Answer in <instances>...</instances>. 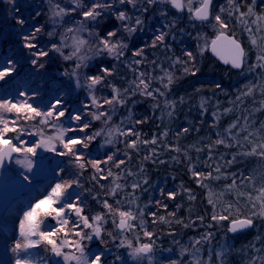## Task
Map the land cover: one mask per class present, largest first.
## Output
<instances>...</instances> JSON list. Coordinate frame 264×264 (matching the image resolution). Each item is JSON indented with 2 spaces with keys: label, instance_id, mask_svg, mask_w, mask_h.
<instances>
[{
  "label": "snow or ice",
  "instance_id": "6c2138e0",
  "mask_svg": "<svg viewBox=\"0 0 264 264\" xmlns=\"http://www.w3.org/2000/svg\"><path fill=\"white\" fill-rule=\"evenodd\" d=\"M11 3L12 0H9ZM213 0H198L199 6H193V0H69V3L62 4L60 0H47L49 5L48 14L49 19L53 25H59L63 28L61 33L60 44L51 43L50 48H46L39 42V34L43 31V26L30 27L28 34H23L21 39L23 41V48L28 50V55L31 57L30 63L33 68L40 70L45 67L44 58L49 57L50 52L59 53L64 60H73L77 62L75 67L72 68L71 72L65 71L64 75L75 77L77 87H81L80 77L78 70L82 67H86V61L92 57L85 55L83 49L85 46H90L89 51L93 55H100L104 52L110 57L119 60L123 55V49L127 45L123 44L119 40L113 42V37L117 35L119 28H114L109 30L105 35H101L99 31L96 30V25L101 22L103 18L108 16H114L117 21L120 22V27L123 28L128 34L134 33L142 29L143 19L141 16L146 13L149 8L153 5L166 4L170 5L171 8L177 10V12L182 11L187 8L189 12V18L208 21L211 16V7ZM228 6L232 8L233 11H238V6L235 4V0H227ZM131 5V9L126 11L123 10ZM146 5V6H145ZM227 9L221 6L220 13L225 12ZM136 13L134 23L133 15L129 13ZM253 9L251 6L248 8V13L241 12V17L252 14ZM39 16L40 13L36 12ZM162 16H166L167 13L161 12ZM231 15V12H229ZM67 18V19H65ZM216 24L219 25L220 31L216 39L212 41V50L221 55L224 62L231 63L232 67L235 69L243 70L246 66L245 56L246 53L241 47L237 40L233 39L231 36L225 35L224 29L227 28V24L222 19L221 15L218 13L214 17ZM264 19V17H257V20ZM16 23L23 29L26 25V20L23 18L17 19ZM67 25V26H65ZM165 27H172L170 24H165ZM159 34L155 35L152 42V47H156L158 44H164L167 33L157 29ZM250 33V39L253 46L259 48L257 53V62L252 65H247L248 71L252 72L259 68L261 70V75L257 78L256 82H250L244 87L246 90H240L239 95L236 97L237 101L243 103V98L250 97L254 95V92L259 88L260 95L262 99L259 101L260 108L257 111L264 109V46L258 44L257 37L252 34V30L248 29ZM257 31H260L259 27ZM87 33V36L83 35ZM71 34V36H69ZM48 35L51 37L55 35V32H49ZM71 40L69 45L66 41ZM96 40V44H92L93 40ZM264 40V37H260ZM71 48V51L67 55L64 53L65 48ZM143 48L136 50L134 56H142ZM225 54L227 59L224 58ZM185 55L188 57V61H194L195 57L191 51H185ZM133 63L140 64V60H135ZM176 63H184L185 74L196 75L195 64L193 63L191 68L187 66V61H180L177 58ZM8 67L0 69V80H4L12 72L16 70L15 65L11 60L8 61ZM115 67V66H114ZM114 69H109L106 67H101L100 72L104 75L87 76L86 87L89 91V99L91 104H83L81 110H75L69 112L66 107L65 102L62 98H57L53 102H49L45 107L33 106L29 102L31 99L27 96L25 92H20L19 95L24 97L23 100H13V99H0V167L5 165L6 161H13L25 169L26 172H32L33 170V157L37 155L38 149H44L47 152H54L56 155L61 157H67L68 163L73 168L81 170L79 173L72 171L68 173L67 179H62L65 172L68 170L65 168H59L55 173L57 177H61L54 184L49 185L45 194L42 198H37L34 203H31L26 210L23 211V215L19 220V238L15 240L14 245L11 249L13 253L16 254L15 264H35V261L29 258H21L20 253L26 252L28 249L37 248L41 244L47 246V250H50L51 254L55 257H60L63 260V264H107V259L105 252L108 250L107 247H101L98 251L92 252L85 244V241H92L96 239L100 244L106 245V241L102 235L104 232L102 222L107 214H118L120 217L119 223L117 224L115 219L113 224L117 229L120 230L119 236L112 232H108L107 235L112 241H116L119 238V244L117 247H127L130 249L129 255L133 258H143L147 256L151 264V256L154 251V241L152 239L153 233L147 230L143 231V235L148 239L149 242H141L139 237L135 241L128 240L123 236L125 231H135V225L130 223L136 219L135 215L131 210L122 211L119 208L113 209V206L107 201H103V208L107 210V213H97L92 217L83 215V201L79 193H72L70 190L74 186L80 187V175H82L83 170H85L89 165L95 170V173L100 174V179H106L103 175V169L100 165L107 164L112 161L119 168L120 165L124 164V160H116L115 153L106 156V159L101 161L93 158H86L83 149H88L90 144L99 136L104 134V130H97L89 134L87 130L92 126L91 122H85L84 117L90 115L92 120H101L104 117L102 123L108 124L112 119V113L115 111V105L124 104L125 98H122V94L119 89L113 87L112 95L110 98L105 97L102 101L94 94V90L97 85L102 84L105 77L112 74ZM163 71V69H162ZM167 84H164L165 89L173 82V77L171 74L166 73ZM159 79L163 80V77ZM131 94L135 95L139 92L140 95L152 97L155 99L154 93H159L161 96L164 92L159 89H151V79H145V74L143 72L131 82ZM217 88L220 85H216ZM199 91V90H197ZM128 92V89H125ZM171 103L175 106V102L166 101V106ZM104 105H109V111H101ZM203 107V104L201 105ZM92 108H96L97 111H91ZM230 111L225 109V112ZM67 114V119L72 121L74 126L65 128L63 126L62 118H65ZM169 116L172 115L171 112L168 113ZM216 114L214 113V116ZM40 118L39 123L46 127H51L56 130L55 136H45L43 131L38 133H28L29 135H39L40 139L34 143L25 141L21 136L25 133V128L21 126L20 121L23 120L25 123L30 120H35ZM245 123L241 125L239 123V118L228 126L225 131L228 133L227 138L217 139L214 143L216 145L223 144L225 147L238 146L239 148H245L246 144L251 145V148L242 153H238L243 156H257L261 160H264V122L261 123V127L255 131H249L250 125L248 124V116L243 117ZM143 121H136V123H142ZM188 129H183V132H187ZM119 132L121 136L136 135L137 139L132 141H126L127 149H136L139 141V134L135 132L134 128H128L126 130H121L119 128H109L107 131L108 139L105 143H112V137L115 133ZM15 135H9V134ZM68 133H73L74 135L68 136ZM75 133H82L83 135H75ZM179 135V133H178ZM253 136H256L260 141L256 143L253 141ZM226 139L235 140L236 144L226 143ZM15 141V143L13 142ZM60 145V149L57 148L56 143ZM156 139L152 141H143L144 144H156ZM80 146V147H77ZM62 149V150H61ZM179 151V149H174ZM199 151V149H198ZM209 151L211 152V146H209ZM15 154V156H14ZM154 154V150L150 152L149 156L144 159H149ZM125 155H128L127 151ZM130 159V157H129ZM236 154L233 155V159L227 161L228 165L235 163ZM163 163V161H160ZM191 170V169H190ZM214 171L220 175L213 177L212 172H209L205 177L204 173L193 172V175L198 178V183L200 178L205 179H220L223 174H221V169L217 166ZM23 175V179L28 181L30 178L28 175ZM129 175H132L129 172ZM108 177H114L111 169L107 172ZM233 180L231 185H226L228 190H232L236 187V174L233 173ZM227 179V176H223ZM96 179V175L92 177ZM118 177H114L113 183L115 187L111 188L109 195H115L116 190L121 187L120 184L116 183ZM247 182V185H245ZM204 186V185H202ZM240 186H250L252 191H240L238 193L239 197H246L247 200L252 204L253 211L250 215L243 218L231 219L228 227L229 232H238L242 229L253 226L254 218L259 215L264 217V178L261 179L259 186L256 183V177L253 175L240 174ZM103 187V185H101ZM133 190L140 187L139 184L133 183L131 185ZM163 194V193H162ZM170 198L174 197V193L168 194ZM95 199V197H93ZM193 198L194 197H190ZM119 204V201H117ZM212 204L213 201L209 200ZM161 202L157 201V205ZM257 204L259 205V211H256ZM215 207V205H213ZM166 207V206H165ZM231 207V205H229ZM75 214L77 220L73 221L69 217L71 214ZM141 217L143 216V210H140ZM154 218H158L163 221L164 217H157L156 213H151ZM170 215H174L171 214ZM51 218L56 223L54 226L42 227L44 225V220L46 218ZM203 220V217H200ZM230 217L226 215H216L213 214L212 220L216 222L229 220ZM156 219L153 220V223ZM179 222V221H178ZM141 227H143V220L141 221ZM188 227V225H185ZM85 229H90V231H85ZM63 233V237L59 234ZM171 235V233H170ZM72 239H69V237ZM212 233H207L202 235L198 239L191 240V247L182 246L181 255L183 256L187 253L190 256L188 264H211L212 253L209 252V260L204 261L199 253L201 252V247L205 242H208ZM259 239V238H258ZM65 249H70L65 251ZM260 255L253 256L248 264H264V248L256 250ZM119 259V256H117ZM215 259L223 262V254L221 252L215 253ZM168 264H185L183 260L170 259Z\"/></svg>",
  "mask_w": 264,
  "mask_h": 264
},
{
  "label": "rangeland",
  "instance_id": "374dc122",
  "mask_svg": "<svg viewBox=\"0 0 264 264\" xmlns=\"http://www.w3.org/2000/svg\"><path fill=\"white\" fill-rule=\"evenodd\" d=\"M60 2L62 4H65V3H69V0H60ZM141 2H143V0H141ZM184 2L186 3V0H184ZM258 3H263L262 4L263 6L264 0H252L250 5L253 9L252 14L241 17L240 13L242 11L241 9H239V7H238L239 9L238 11H233L232 8L228 6L227 0H213L211 7V16L208 21H199L194 18L190 19L187 8H184L182 11L177 12V10L171 8L170 5H166V4L153 5L151 8H149V10L146 13H143V15L141 16V18L144 21L142 29L131 34H128L123 30V28L120 27V22L117 21L114 16H108L107 18H103L101 22L96 25V30L99 31V33L103 36L106 34L107 31L113 30L114 28H119L120 30L117 32V35L112 39L113 42L119 40L123 44L127 45V47L123 49L124 55L119 60L110 57L107 54V52H104L100 55H93V53L89 51L90 46H85V48L83 49V53L85 55L91 56L92 58L85 62L87 65L86 67H82L81 69L78 70L81 87H77L75 77L64 75L63 72L61 73V70L56 71L54 66L60 64V60H56L53 57L54 53L56 52H50L49 57L44 58L45 67L43 69L37 70L33 68V66L30 63L31 57L28 55V50L23 48V41L21 39L22 35L28 34V30L30 27H38V26H43V31L39 34V42L41 45L45 46L46 48H50L51 43L60 44L61 33L63 32V28L60 27L59 25H53L52 22L50 21L48 14L49 5L47 3V0H12L11 3L9 2V0H0V40H4L9 45V48L6 49V52H4L3 54L0 53V69H3L4 67H8L9 60L13 62L16 68V70L12 72L8 77H6L4 80H0V97L4 96L3 97L4 99L9 97L13 100H23L24 97H21L19 93L25 92L27 96L31 98L30 100L31 101L33 100L35 102L36 104L35 106L45 107L49 102H53L55 99L60 98L58 91L55 90L57 88H53L54 86L53 84L55 85L57 84L55 82L56 78L58 79L62 77L61 79L62 83L60 84L61 88L63 89L67 88V91H69L70 96L76 97L78 93L81 91V93H83V95L87 97V101H90L89 91L86 87L85 77L92 75L87 73L88 71H86L85 73V70L86 68L91 67L92 64H96V65H100L101 67L108 66L109 69H114L113 70L114 72H112V79H111L112 84L109 83L107 85L103 81L102 84L96 86V89L94 90V94L97 97H102V98L107 97L106 93L107 92L112 93V89L113 87H115L120 90L122 94V98H125V103L129 102L128 105L130 112H131V107H133L139 99L147 98L149 99L147 101L149 105H151V110H153V112L155 108L159 109L158 110L159 115L158 113L157 114L154 113V118L161 119L162 115H160V112L162 110H164L166 113L169 112H171L172 114L174 113L175 106L173 107L171 103H169L166 106V101L170 102L168 93L171 88V85L174 84L173 82L176 81L177 79L193 80V77L188 78L189 74H185L184 67L186 65L184 63H179L180 66H178V69L175 71H169V66L174 65L177 61V58H179L180 56H184V59L188 60V57L185 55V51L188 50L191 51L194 55L196 54L198 56V60L201 61V57L205 55V53H207L208 43L213 37L219 34L220 31L219 25L216 24V21L214 19V17L216 16L214 15V13L215 14L219 13L221 15L222 19L227 24V27L231 26V27H235L236 29L242 30L243 36L247 37L245 43H248L249 45L253 46L250 39V33L248 31V29H251L252 34L257 37L258 44L260 46H264V40L260 39V37H264V19L257 20V17H264V12L261 15H258L255 7V5ZM193 6L194 7L199 6L198 0H193ZM221 6H224L227 9L223 13H220ZM130 9H131V5H128L127 8L123 10L128 11ZM162 11L167 13V15L162 16L161 15ZM36 12H39L40 15L37 16ZM229 12H231V15H229ZM243 13H248V9ZM129 14L133 15L134 17L133 23H134L136 13L130 11ZM19 18H23L26 20V25L23 29L21 28L20 25L16 23L17 19ZM165 24H170L172 25V27L166 28ZM7 26L9 27L6 28ZM258 27L260 31H257ZM157 29L166 32L167 35L164 44H158L156 47H152L151 45L155 35L159 34ZM53 31L55 32V35L50 37L48 33ZM223 31L226 33V29H224ZM83 35L87 36V33H84ZM69 36H71V34H69ZM190 36L191 39L195 41L194 47L196 52H194L192 47L191 48L188 47L186 43L185 46L182 45V42L183 41L185 42L186 39L190 38ZM240 37L242 36L236 34L234 38L241 43L242 39ZM66 42L69 45L71 44L70 39ZM91 43L96 44L97 41L94 39ZM141 48H143L144 50L142 56H134L133 53ZM69 51H71L70 47L65 48L64 49L65 55H67ZM56 55L60 56L59 53H56ZM17 58L19 60L15 61V59ZM135 60H140L141 63L138 65L133 63ZM247 60L249 59H247V57L245 56L246 66L243 67V70L238 72L239 74L237 76H234L233 78L227 77L232 79L234 82H236L239 88L244 87L248 82L253 81V79L255 78L257 79L261 75V70L259 68L255 69L252 72L248 71ZM62 61L68 65H71L69 72H71L72 68L75 67V64L77 62L75 59L67 60V61L62 59ZM256 62H257V57L254 59L253 64H255ZM141 72L145 74V79H151V86H150L151 89H159L160 91L164 92L163 96H161L158 92L154 93L155 99H153L152 97L140 95L139 92H137L135 95L131 94L130 92L132 88L131 82L135 80V78ZM166 73L171 74L173 77V82L168 86L167 89L163 87L164 84H167ZM160 77H163L164 79L161 80L159 79ZM241 78H246L247 79L245 81L246 83H242L243 79ZM48 83H51L50 89L48 88L49 87ZM104 86H106L107 88L103 89L102 87ZM126 88L129 90L130 92L129 94L124 91ZM261 99L262 97L260 95L259 88H257L254 92V95L250 96L249 100L247 101L249 103L256 104L257 105L256 109H258L260 108L259 101ZM223 102L224 101L222 102L213 101L208 105L209 109L207 108L209 111L211 110L210 111L211 116L213 117L216 125L219 122V120L229 117L228 122L225 123L220 129L219 128L213 129L214 132H216V139H214V142L217 139L228 137V133L225 131V129H227L230 124L236 121L235 118L232 119L230 118L231 116L230 114L233 113L231 111L232 107L234 106L233 104H236V112L237 113L239 112L238 110L239 107L237 108V105L240 104V101H237L236 99L234 100V98H232L227 102L228 104H224V106L222 105ZM225 109H229L230 111L225 112ZM100 110L106 111V109L103 108ZM214 113L216 114L215 116ZM256 113H257V117L255 118L256 123L254 125L253 124H249V125H251L252 128H256L257 130L261 127V123L264 122V109H261L259 111L256 110ZM128 114L129 112H125V116ZM125 116L122 118L121 121L124 122ZM36 119L39 123L40 118H36ZM103 119L104 118L102 117L101 120H99L100 124L98 125V128L95 129V131L101 129L104 130V134L97 137L94 140L93 147H96L95 148L96 152L101 151V149L104 151L105 149L108 150L110 149V147L115 148L116 140L122 137L119 134V132H117L112 137V143H105V141L108 139L107 136L108 129L119 128V127L115 126L110 121L108 122V124H104L102 123ZM62 122L65 128L74 126L73 122L68 120L66 117L62 118ZM170 124H172V117L169 118L167 125L163 126L162 127L163 129H160L161 131L159 130L160 131L159 136L164 141L163 145H164V150L166 151H169V148L167 147L168 139L173 138V134L169 132V128L171 127ZM37 130L38 131H34V132L25 131V133L21 136V138L24 139L25 141L34 143L40 139V136L38 134L29 135L28 133H38L41 130L43 131L45 136L56 135L55 129L51 127H46L44 125H41L40 123ZM95 131H90V132L87 131V132L91 134L92 132ZM220 132H222L223 134L221 135ZM69 134L70 133H68L67 135L71 136ZM9 135L11 136L15 134L10 133ZM252 139L256 143L260 142L256 136H253ZM13 142L15 143V141ZM55 143L57 148L60 149L59 143L58 142ZM226 143H232L233 145H235V142H233V140L230 139H226ZM213 145L214 146H211V152L209 151L208 155L214 153V156L225 157L228 154L229 156L227 158V161H229L232 160L233 155L236 154V160L235 163H233L232 165H228L227 163H225L226 164L225 166H223L222 168L220 167L221 174H223L220 179H205L202 177L203 180L199 182L198 187H203L202 184H204L203 187L204 191L209 196L207 197V202L209 205L219 204L218 199L216 200V198L218 197L215 196V192L213 191V189L219 186H221L222 188H226V185H231L233 180V176H232L233 173L236 174L235 177L237 182L236 187L233 188L232 190L226 189L225 193L227 194L230 193L234 195L238 194L241 191L240 188L238 189V186L240 185V174L242 173V170L245 169V175H248L249 169L247 165H250L258 158L257 156H243L238 154L249 150L248 148L245 149V148H238V146H233V147H226L228 148V150L225 149L224 151L223 149L225 146L223 144L216 145L215 143H213ZM229 148L233 150H229ZM207 150H209V148H207ZM176 152L174 150L172 155L173 156L176 155ZM262 163L264 162L261 161L260 164ZM108 166H111L117 170V167L114 164V162L111 163L108 162L107 164H105V166L103 165L101 167L104 170L103 175L107 178L102 179V181L103 180L106 181L104 184L103 182L99 183V178L96 179L98 181L95 184L99 185L100 191L101 189L104 188V185L108 189L115 187V184L113 183L114 178L111 179V181H107ZM59 168H65L68 170L67 172H65L62 179H67L69 172L75 171L79 173L81 171L69 165L67 157L58 156L54 152H47L42 148L38 149L37 155L33 157L32 172H26L25 169L22 168L20 165L16 164L14 160L10 162L9 166L6 169L0 171L1 179L5 181L15 176L23 179V175H21L22 173L28 175L30 178L28 181H26L29 184L28 189L24 192L22 196L13 200L8 205L4 214L0 218V264H15L16 254L13 253L11 249L14 245L15 240L19 238V220L23 215V211L26 210L31 203H34L37 198H42V195L45 194L46 190L49 188V185L54 184L58 179H61V177H57L55 175V173L59 170ZM132 168H134V166H132ZM83 173L84 170L82 174ZM93 174L94 175L97 174L95 173V170ZM212 175L213 177H215L220 174L215 172L212 173ZM116 176H118V179H116L115 182L121 185V187L116 190V195L120 194L119 202L121 200L124 201L129 197H131L127 201V205L125 206L123 205V207H118V208L122 211L131 210L136 217L135 220L130 221V223L135 225V231H125L123 233V236L133 242L137 237H139L140 241L143 242L142 239L144 238V235L143 232L141 231L142 220H141L140 210H143V205L145 207L146 204L148 203L143 204V202L139 200L140 195L135 193L136 192L138 193V189H140V187H143L144 184L146 186L147 185L150 186V185L148 184L145 178H143L142 180H140L139 178V180L137 181H140V183L138 182L140 187L137 188L135 191L132 189L131 185L133 183H137L136 180L129 178L130 176L124 177L125 179H121L119 173H116ZM206 176L207 175H205V177ZM223 176H227L228 178L224 179ZM255 177H256V183L259 185L261 179L264 178V175H262L261 179H259L256 173ZM79 179H80V187L74 186L73 189H71L70 191L74 194L79 193L81 195V199L83 201V205H82L84 211L83 213L86 212L89 214L88 217H92V213H90V211L87 210V206L85 204V195L83 194V192L85 194L86 192H85V186L81 185L82 182H84V180H82V175H80ZM101 185H103V187H101ZM148 190L149 188L148 189L146 188L143 189L142 191L143 193H145ZM185 199L187 201L190 200V202L193 203V207L194 205L197 206L198 204L195 197L194 199L190 197H185ZM106 200L108 201V199ZM209 200H212L213 203L210 204ZM222 205L224 206L222 211L215 212V214L226 215L229 216L230 219L220 222L213 221L212 223L213 230L211 231V233L215 234L214 237L212 239L210 238L208 242H205L202 246H200L201 252L199 253V255L204 261H208L209 252L212 253L211 264H221L220 261H217L215 259V253L217 252H221L223 254L222 264L232 263L230 260L231 252L235 251L233 250V247L238 242L237 240L239 234L234 236L228 235L225 230V227L231 219L243 218L245 216L250 215L253 211V209H250L248 211H245L246 214H241L235 211V209L232 206L229 207V203ZM251 205L250 207L252 208ZM256 211H259L258 204ZM228 213L232 215L230 216L228 215ZM85 215L87 216V214ZM69 218L73 221L77 220V217L75 216L74 213L71 214ZM114 219L118 224V221L120 220L118 214H114L112 216V219L110 217L105 216V219L102 222L104 229L102 235L104 237V240L107 242L106 245L102 246L98 240L93 239L90 242L85 241L86 246L90 248L92 252H96L101 247L106 246L108 249L105 252L107 264H150L149 258L147 256L143 258H133L132 256L129 255L130 249H128L127 247H117V245L119 244V238L116 241H112L110 239V237L107 235L108 232H112L114 234H117L118 236L120 234V230L117 229L113 224ZM263 222H264V217H260L259 215H257L253 220L252 229L256 228L258 233L262 232L263 227L261 226L263 225ZM201 223H203L202 220L200 219V217H197L195 221H193L192 226H194L195 229H199L201 227ZM54 225L55 224L48 222V218H46L44 220V225H42V227L47 228L49 226H54ZM207 226L209 225L207 224ZM219 227H223L224 235L220 234V236H218L219 233H222V228ZM85 231L86 232L90 231V229H85ZM59 236L63 237V233H60ZM69 239H72V237L70 236ZM145 239L146 242L144 243L149 242L147 238ZM259 240L260 239L255 237V239H253L251 242L252 244L249 245L247 243H244L243 242L244 240H240L241 242L239 244L240 246L236 247L237 250L240 251L238 257V261L240 264H248V262L251 260L253 256L260 255V253H258L256 250L261 249L264 246L261 244ZM153 241H154V251L151 256V264H161L160 263L161 256L165 251L161 249L160 245L155 240ZM243 245L245 247H243ZM69 250L70 249H65V251H69ZM19 255L21 258L32 259L33 261H35V264H52L50 261L51 252L50 250H47V246L44 244H41L37 248L28 249L26 252H21ZM117 256H119V259H117ZM170 259H176L178 261L183 260L185 264H188V261L191 258L187 253H185L182 256L181 252H178L177 254H173L170 257ZM59 264H63L62 258ZM256 264H259V261H256Z\"/></svg>",
  "mask_w": 264,
  "mask_h": 264
},
{
  "label": "trees",
  "instance_id": "16d2710c",
  "mask_svg": "<svg viewBox=\"0 0 264 264\" xmlns=\"http://www.w3.org/2000/svg\"><path fill=\"white\" fill-rule=\"evenodd\" d=\"M251 2L252 0H237L235 1V4L239 7V9H241L242 12H245L251 5ZM262 4L263 3H258L255 5L258 15H261L264 12V5L262 6ZM214 15L216 14L214 13ZM8 27L9 26H7L6 28ZM226 33L229 36H236V34H239L243 37L240 38L242 39L241 44L245 49V53L247 51L246 57L247 59H249L247 60V65H252L254 59L257 57L259 48L245 43L247 37L243 36L242 30L228 26L226 28ZM185 43L188 47H192L194 52H196L194 47L195 41L191 39V36L189 39H186L185 42L183 41L182 45L185 46ZM8 48V43L4 40H0V53L3 54ZM53 57L56 60H60V64L54 66L56 71L61 70V73H65L66 70H70L71 65L64 63L62 61V56H57L56 53H54ZM194 57V61L190 62L187 59H184V56L179 57L180 61H187V66H189L190 68L194 63L198 71H196V75L194 76L189 73L188 78L193 77V80L177 79L173 82L174 84L171 85L168 93L169 101L175 102L174 113L171 116H168V113L162 110L160 112V115H162L161 119L154 118V113H158L159 115V109L155 108L153 112V110H151V105H149L147 101L149 99L147 98L139 99L137 103H135V105L131 107V112L129 110V102H126L124 105H115V111L112 113V119L110 120V122L119 127L121 130L134 128L135 132L139 134V141L136 149H127L125 143L126 141L136 140V135H127L118 138L119 141L116 140L115 148L110 147V149H105V151L101 149V151L96 152V147H93L94 141L90 144L88 149H83L86 158L102 160L103 158H106L107 155L115 153L116 160H124L125 163L120 165L117 170L111 166H108V170L111 169L114 177H118L116 176V173H119L121 179H125L124 177L130 176L129 178L136 181L139 180V178L140 180H142L143 178L147 180L150 186L147 185V187L144 184L143 187H140V189H138V193H135L140 195L139 200L143 202V204L148 203L145 207L143 205V216L141 217V220H143V227L141 231L143 232L144 230H147L149 232H152V239L155 240L160 245L161 249L165 251L161 256V264H168V261L173 254L181 252L182 246L191 247L192 239H198L204 234L211 233V231L213 230V213L215 214V212L222 211V209L224 208L222 204L229 203V205H231L235 209V211L241 214H246L245 211L253 209L250 207L251 203L247 200L246 197H239L238 194H227L225 193L227 188H222L221 186L213 189V191L215 192V196L218 197L216 198V200L218 199L219 204H214L215 207L213 205H209L207 202V197L209 196L204 191V186L198 187V178L193 175V172L204 173V175H207L209 172L215 173L213 169L217 166L221 168L225 166V163L227 162V158L229 156L228 154L225 157L214 156V153L208 155L209 150H207V148H209V146H214V139H216V132H214L213 129H220L229 120V117H226L219 120L216 125L213 117L211 116V110H208V105L213 101H224L222 104L224 106V104H228L227 102L232 98H234L235 100L239 95L240 90H246L245 87L239 88L236 82H234L230 78H227H233L234 76H237L239 74L232 68L219 64V62L215 58H212L207 53H205V55L201 57V61L198 60V56L196 54L194 55ZM18 60V58L15 59V61ZM178 66H180L179 63H175L172 66L170 65L169 71L177 70ZM100 68V65L92 64L91 67L86 68L85 73L86 71H88L87 73L91 74L92 76L94 74L104 75L100 72ZM106 68H108V66H106ZM105 78V84H112V74L106 76ZM61 79L62 77L55 79V82L57 84H53V88H57L55 90L58 91L60 98L64 100L66 107L69 109V112L81 110L83 104L85 103L89 105L91 104L90 101H87V97H85L83 93H81V91L76 97L70 96L67 88H61ZM241 79H243L242 83H246V78ZM256 80L257 79L255 78L251 82L254 83ZM249 83L250 82H248L247 84ZM216 85H220V87L217 88ZM48 86V88L50 89L51 83H48ZM102 88L106 89L107 87L104 86ZM130 92L128 90V92L126 93L129 94ZM106 95L107 98H110L112 93L107 92ZM3 97H0V99H4ZM98 98L100 100L104 99L102 97ZM8 99L11 98L8 97ZM247 100H249V97L243 98V103L240 102V104L237 105V108L239 107L238 113L236 112V104H233L231 102L234 106L231 105L233 106L231 110L233 113L230 114V118H235L236 120L239 118V123L244 124L245 121L243 120V117L248 116V124L254 125L256 123L255 118L257 117V105L254 103H249ZM29 102H31L33 106L36 105L33 100H30ZM202 104L203 107H201ZM103 109L109 111L110 106L104 105ZM91 111L95 112L97 110L93 108L91 109ZM125 112H129V114L125 116ZM123 115L125 116L124 122L121 121L124 117ZM170 117H172V124H170L171 127L169 128V132L173 134V138L168 139L167 147L169 148V151H166L164 150V141L160 138L159 132L161 131L160 129H163V126L167 125ZM84 119L85 122L90 121L92 125L87 130L88 132L95 131V129L98 128V125L100 124L99 120H92L90 115H86ZM136 121L143 122L136 123ZM20 124L25 128L26 131H38L37 129L39 127V123L37 119L27 121L26 123L21 120ZM185 128L188 129L187 132H183V129ZM255 130L256 128H252V126L250 125L249 131ZM220 134L222 135L223 133L220 132ZM69 135L74 134L70 133ZM75 135L83 134L75 133ZM154 138L157 141L156 144L143 143V141L145 140L152 141ZM233 142H235L236 144L235 140H233ZM245 144V149L251 148V145L247 144L246 142ZM177 148L179 149V151H175L176 155L173 156L172 153L174 149ZM225 149L228 150V148L224 147L223 150L225 151ZM153 150L154 154L149 159H144L146 156H149L150 152H152ZM229 150L233 149L229 148ZM126 151L128 155H125ZM258 158L250 165H247L249 169L248 175L255 176L257 173L258 178L261 179L262 175H264V163L260 164V162H264V160ZM160 161H163V163H160ZM109 162L111 163L112 161ZM103 165L105 166V164L102 163L100 167H102ZM132 166H134V168H132ZM93 172L94 169H92V167L89 165L82 174V180H84V182H82L81 184L85 186L86 194L83 192V194L85 195V204L87 206V210L92 213V216L96 215L98 212L107 213V210L103 208V201L106 199H108V201L111 203L113 209H117L118 207L127 205V201L131 197L124 201L121 200L118 204L117 201H119L120 199V194L116 195L115 193V195H109L111 189H108L105 185L104 188L100 191L99 185L95 184L98 181L96 179L99 178V183L103 182V184L106 181H102L99 174H95V180L92 179V177L94 176ZM129 172L135 175H129ZM242 173L245 175V169L242 170ZM114 177H108L107 181H111V179H113ZM201 180H203L202 177L200 178V181ZM138 182L140 183V181H137V183ZM245 185H247V182H245ZM257 186L259 185L257 184ZM146 188H149V190L143 193L142 190ZM239 188L241 189V191H252L250 186L241 187L239 185L238 189ZM169 193H174V197L170 198L168 195ZM93 197H95V199ZM185 197H195L196 201L198 202L197 206L194 205L193 207V203H191L190 200L187 201ZM157 201H160L161 204L157 205ZM151 213H156L157 217L163 216L164 220L161 221L158 218H154ZM170 213L174 215H170ZM83 214H87V216H89V214L86 212ZM114 214L115 213L107 214L106 216L112 219V216ZM228 215H230V213H228ZM197 217H203V223H201V227L199 229H195L194 226H192L193 221H195ZM154 219H156L155 223H153ZM207 224L209 226H207ZM185 225H188V227H185ZM261 227H263L262 232L258 233L256 228H251V230L238 235V242L233 247V250L235 251L231 252V257L229 256L232 262L231 264H240L238 261L240 251L236 248L237 246H240V240H244L243 242L249 245L252 244V240L256 237L260 239L259 241L264 246V222ZM219 228H222V233H219L218 236H220V234L224 235L223 227ZM214 235L215 234L213 233L210 238L212 239ZM142 240L143 242H146L145 237ZM243 247L245 246L243 245Z\"/></svg>",
  "mask_w": 264,
  "mask_h": 264
},
{
  "label": "water",
  "instance_id": "95a60500",
  "mask_svg": "<svg viewBox=\"0 0 264 264\" xmlns=\"http://www.w3.org/2000/svg\"><path fill=\"white\" fill-rule=\"evenodd\" d=\"M217 35L215 37H213L210 40V42L208 43L207 53L209 54V56L215 58L219 62V64L224 65V66H229L234 71L240 72L241 69L233 68L231 63H227L226 64L224 62V59L221 58V55H217V53L212 50V41L214 39H216ZM225 35H227V34L225 33ZM227 36H229V35H227ZM231 37L233 39H235L233 36H231ZM237 42L240 43L239 41H237ZM240 45H241V43H240ZM241 47H242V45H241ZM222 55H224V58L227 59V56L225 54L222 53ZM10 162L11 161H6L5 165L3 167H0V171L3 170V169H6L9 166ZM28 187H29V184L25 180L20 178V177L15 176V177L10 178L7 181L2 180L1 177H0V218L4 214V212H5L6 208L8 207V205L13 200H15L16 198L22 196L24 194V192L28 189ZM48 222L53 223V224L56 223L50 217L48 218ZM118 223H119V221H118ZM229 223H230V221L226 225V231H227V233L229 235H232V236L245 233V232L251 230V228H252V226H251V227H248V228H245V229H242V230H240L238 232L233 233V232H229L228 231ZM60 260H61L60 257H55L52 254L50 255V261H51L52 264H59Z\"/></svg>",
  "mask_w": 264,
  "mask_h": 264
}]
</instances>
